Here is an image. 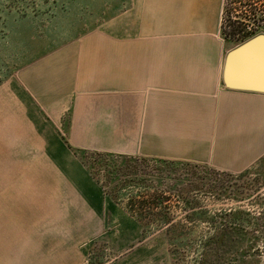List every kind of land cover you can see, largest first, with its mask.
Here are the masks:
<instances>
[{
	"label": "rangeland",
	"instance_id": "obj_1",
	"mask_svg": "<svg viewBox=\"0 0 264 264\" xmlns=\"http://www.w3.org/2000/svg\"><path fill=\"white\" fill-rule=\"evenodd\" d=\"M125 1L0 0V87L65 39L104 25ZM246 1L224 0L221 37L233 48L264 36L230 38L231 25L247 21ZM263 9L256 6L259 14ZM2 106L0 99V202L24 213H0L12 219L0 220V264H264V157L229 173L136 156L74 155L62 134L26 127ZM151 183L194 200L170 198L174 229L141 223L127 211L128 199Z\"/></svg>",
	"mask_w": 264,
	"mask_h": 264
},
{
	"label": "crops",
	"instance_id": "obj_2",
	"mask_svg": "<svg viewBox=\"0 0 264 264\" xmlns=\"http://www.w3.org/2000/svg\"><path fill=\"white\" fill-rule=\"evenodd\" d=\"M223 4L126 0L101 27L18 69L0 87L2 108L26 127L62 134L74 155L244 172L264 157V92L225 86L234 48L221 37ZM8 203L0 202L1 214L24 213Z\"/></svg>",
	"mask_w": 264,
	"mask_h": 264
},
{
	"label": "trees",
	"instance_id": "obj_3",
	"mask_svg": "<svg viewBox=\"0 0 264 264\" xmlns=\"http://www.w3.org/2000/svg\"><path fill=\"white\" fill-rule=\"evenodd\" d=\"M239 3L241 4V2ZM257 5L264 8V0H247L246 2H244V6L246 7V14L244 15V18L247 21H236V24L234 23L233 25H231V29L229 32L231 39L236 41H242L256 35L259 32H264V9L260 11V14L257 13ZM251 13L252 17H250ZM140 190L141 189H138L137 195H132L128 199L126 208L127 211L141 223L157 222L161 227L170 226L171 228H173L175 226L172 224L173 218L170 216V209L173 208L169 205V202H171L170 198L174 197L178 200V202L180 199V201L185 205L194 204L193 199L186 200L185 198H183V200H181L179 191L177 194L174 193L175 191H162L159 188H154L152 183L151 185L146 186V190L144 192ZM112 198L116 201L113 196Z\"/></svg>",
	"mask_w": 264,
	"mask_h": 264
},
{
	"label": "water",
	"instance_id": "obj_4",
	"mask_svg": "<svg viewBox=\"0 0 264 264\" xmlns=\"http://www.w3.org/2000/svg\"><path fill=\"white\" fill-rule=\"evenodd\" d=\"M225 86L264 92V36L232 49L226 57Z\"/></svg>",
	"mask_w": 264,
	"mask_h": 264
}]
</instances>
